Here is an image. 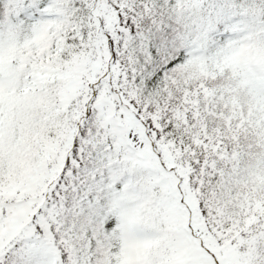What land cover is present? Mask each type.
<instances>
[{
  "label": "snow or ice",
  "instance_id": "6c2138e0",
  "mask_svg": "<svg viewBox=\"0 0 264 264\" xmlns=\"http://www.w3.org/2000/svg\"><path fill=\"white\" fill-rule=\"evenodd\" d=\"M0 264H264V0H0Z\"/></svg>",
  "mask_w": 264,
  "mask_h": 264
}]
</instances>
